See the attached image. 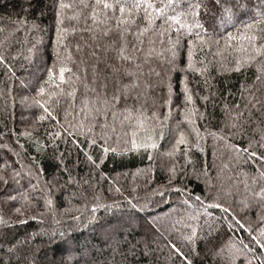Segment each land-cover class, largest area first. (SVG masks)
Masks as SVG:
<instances>
[{"label": "snow or ice", "instance_id": "1", "mask_svg": "<svg viewBox=\"0 0 264 264\" xmlns=\"http://www.w3.org/2000/svg\"><path fill=\"white\" fill-rule=\"evenodd\" d=\"M251 3L252 0H59L55 59L46 69L47 76L37 78L35 83L17 75L24 70V64L17 61L22 59L30 65L36 58L38 45L28 39V34L39 30V26L32 22L28 27L26 18L14 22L17 27L10 37L23 30L25 38L0 40V72L4 76L0 80V114L5 121L13 116L8 110L9 101L14 111L19 81L21 90L31 93L21 96L19 104L29 110L38 107L41 115L22 132L8 128L6 122L0 131V140H4L0 147L15 157L9 160L0 156L4 161L0 165V225L4 226V232H0V253L4 254L0 264H37L41 246L62 243L71 248V237L58 230L42 228L23 238L9 237V225L27 221H14L3 209L17 205L9 211L26 216L43 199L46 210L55 216L54 196L58 189L89 183L73 175L79 153H84L93 170L99 167L91 155L97 145L101 162L108 153H143L148 160L143 169L132 173L134 180L144 176L149 190L142 198L145 202L140 203V197H125L131 209L144 215L130 213L127 219L105 229L104 243L112 255L103 264H128V252H135L141 243L145 253L150 254L155 237L164 233L170 258L180 259L181 264H192L189 256L200 255L201 251L213 264H240L241 260L243 264H264V251L257 257L256 249L244 243L243 237L233 238L223 231L224 217L217 218L210 211L231 212L226 198L239 194L242 183L247 195L242 196L240 204L245 209L255 207L261 225L252 242L264 250V3L256 7ZM241 16L245 19L241 20ZM77 36L80 39L73 45ZM75 55L80 57L77 72L68 66L76 63ZM180 73L183 75L177 91L173 74ZM45 121L51 127L39 135L37 125ZM249 128L252 137L247 136ZM33 134H37L33 141L36 156L25 162L21 152L9 148L8 138L31 139ZM237 136L247 138V146L234 142ZM61 142L75 148L74 165L68 163V148V155L60 151ZM15 143L19 144V139ZM50 148L59 175L49 177L42 175L37 157ZM209 152L211 162L207 159ZM246 168L254 171H245ZM157 172L163 173L164 183H157ZM226 173L242 176L243 180L237 179L226 188ZM118 176L109 182V191H113V184L117 185L116 192L122 191ZM190 177L203 179V195L189 191L186 181ZM24 180L27 188L21 183ZM166 194L177 196L186 210L183 215L174 217L170 211L161 217L148 212L153 204H164ZM157 196L158 201L154 199ZM99 199L97 196L92 203L90 220L96 219L97 208L107 207L98 203ZM138 219L144 221L147 231L143 239L131 244L125 239L131 233L124 229L131 228ZM227 222L231 228L232 221ZM41 236L47 239L33 247L34 238ZM126 243L129 249L121 251ZM96 248L88 243L79 246L83 264H101L93 258Z\"/></svg>", "mask_w": 264, "mask_h": 264}, {"label": "trees", "instance_id": "2", "mask_svg": "<svg viewBox=\"0 0 264 264\" xmlns=\"http://www.w3.org/2000/svg\"><path fill=\"white\" fill-rule=\"evenodd\" d=\"M59 0H0V40H4L5 37L10 39L23 40L25 38V31H20L16 33L15 37H10L13 29L17 27L14 23L20 18H26L29 22L28 27H31L32 22L39 26V30H34L28 34V39L31 42H36L38 45L39 52L34 59V61L29 65L25 61L18 60L17 63L24 64V70L18 71L17 75L21 78L27 77L33 83L36 82L37 78L44 79L47 76V67H51L55 59V48H56V7ZM251 7H256L260 3H264V0H252ZM26 10V11H25ZM241 20L245 17L241 16ZM234 31V29H231ZM80 39L77 36L73 39V45ZM87 39V36H85ZM19 45H17L18 47ZM30 46V45H29ZM74 50V49H73ZM26 54V53H25ZM75 64H69V67L73 68V72H77L80 57L75 55ZM90 72V69H89ZM78 74H83L80 71ZM180 74H173V86L179 91L178 83ZM4 76L0 72V80H3ZM236 79V77H233ZM82 90V85H81ZM158 92L160 90H157ZM29 91L21 90L19 81L16 82V104L15 109L11 106V100L9 101V112L13 113L12 117H9L5 121L4 116L0 114V131L3 130L5 122L8 128H15L17 132H22L29 128L33 121L41 115V109H24L19 104V98L24 95H30ZM67 107V105H64ZM219 114V109H217ZM39 135H42L45 128H50V122H41L37 125ZM255 127V125H252ZM37 134H33L31 139L29 137H9L8 145L9 148L21 152L22 156L27 162L28 158L36 156L35 148L33 146V141L36 139ZM248 137H252L251 128L248 129ZM258 139L257 137H254ZM19 139V144L15 141ZM83 139V137H81ZM234 142L241 143V146H247V138L241 139L237 136ZM4 143V140H0V144ZM209 146H211L212 141H208ZM66 147L71 152V156L68 160L70 165H74L77 160V152L75 148L71 145L66 146L61 142L60 151H65ZM89 147L88 145L84 146ZM99 145L91 152L94 159L97 160L99 167L93 170L86 160L84 153H79V165L74 167L73 175L78 174V178H83V180H88V184L81 182L73 187H68L65 189H58L54 196V208L56 215L53 216L49 213L45 206L43 199L38 200L36 206L32 207L26 216L13 214L9 211L10 207H15L17 205H9L5 207L4 213L6 216H11L14 221L26 220V223H14L8 226L7 235L9 237L16 236L18 238H23L25 235H32L33 233H39L40 229L46 230H58V232H64L66 235L71 237V248H67L64 244H58L55 247L44 248L41 246V250L37 255V264H83L82 258L80 257L77 249L80 245L84 243L97 245V248L93 252V258L96 260L103 261L110 258L112 255L111 248L104 243V231L110 225H116L118 222L127 219L128 215L131 213L133 215L143 216L144 213H138L136 209H131L129 207L128 200L125 199L127 196L140 197V203L145 201L142 199L146 193L149 191L145 188L144 176L138 175L135 180L132 175L137 169H143L148 163L147 156L143 153H128L126 155H116L114 153L106 154L105 158L101 162L99 159ZM222 151V149H221ZM0 156L7 157L9 160H15V157L6 148L0 147ZM226 159V154L224 156ZM39 161V166L43 169L42 175L52 176L59 175L57 169V161L53 158V153L51 148L47 153H41L37 157ZM207 159L209 162L212 160V156L209 152ZM221 161L218 159L216 161L219 164ZM4 161L0 159V165ZM18 166V165H17ZM245 171H254V169L246 168ZM103 174V177L102 175ZM118 176L119 186L121 187V192H116L114 189L117 185L113 184V191H109V182ZM215 176V173H212ZM159 177L157 183L162 184L166 179L163 173L157 172ZM66 178V177H65ZM243 180V177H236L234 173H226L224 176L225 187L229 184L235 182V180ZM25 188H27V180L21 182ZM62 183V182H61ZM189 191L193 195H203L206 191L204 181L201 179L197 181L195 178L190 177L186 181ZM214 183H218L214 181ZM155 187V185H152ZM133 189H137L133 191ZM74 193V195H73ZM169 195H171V201H169ZM212 195H215V189L212 191ZM247 195L243 191V184H240V193L233 194L226 198V203L232 208L229 213H222L220 210L210 209L213 211L214 216L224 217L221 221V227L224 232H229L233 238H244V243L249 244L252 249H256V256L260 257L261 250L259 246L252 242V237L256 235V231L261 226L257 219L258 211L255 207L245 209L241 204L240 200L242 196ZM99 196L98 203L106 205V208H97L94 215L95 220H90L89 216L92 213V203L95 198ZM0 199H3L0 195ZM155 200H159V197H154ZM164 204H153L148 212L151 215L159 214L164 217L165 214L173 211V216L183 215L186 211L181 203L177 200L175 194H166L164 197ZM115 202V203H114ZM134 203L136 201H133ZM119 207H116V205ZM65 209H71V211H64ZM73 216H80L81 219H72ZM32 217H35L33 219ZM234 218V219H233ZM232 221V227L229 228L228 222ZM56 221H59L57 223ZM237 221L239 223H237ZM163 222V221H162ZM249 228L252 229L250 234ZM147 227L143 220L138 219L137 223L131 228H125V233H131V235H125V239L130 241L131 244H135L137 240L144 238ZM0 232H4V226L0 225ZM167 233L163 236H156L155 240L151 244V253H145L144 245L141 243L136 247L135 252H128L127 261L128 264H181L180 259L170 258L169 249L166 247ZM35 244L33 247L41 245V240H46V236H41L40 238H34ZM129 244H124L121 251H127L129 249ZM203 248V245H200ZM0 253V256H3ZM119 256L117 259L119 260ZM249 258H251L249 256ZM192 260V264H213L212 259L204 255L203 251L200 255H195V253L189 256ZM240 264H243L241 260ZM255 264V261H253Z\"/></svg>", "mask_w": 264, "mask_h": 264}, {"label": "rangeland", "instance_id": "3", "mask_svg": "<svg viewBox=\"0 0 264 264\" xmlns=\"http://www.w3.org/2000/svg\"><path fill=\"white\" fill-rule=\"evenodd\" d=\"M253 3V2H252Z\"/></svg>", "mask_w": 264, "mask_h": 264}]
</instances>
